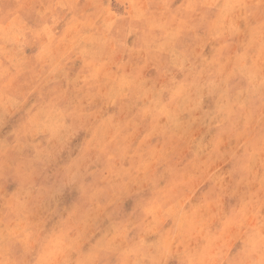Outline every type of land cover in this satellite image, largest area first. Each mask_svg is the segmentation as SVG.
<instances>
[{
    "label": "clouds",
    "instance_id": "obj_1",
    "mask_svg": "<svg viewBox=\"0 0 264 264\" xmlns=\"http://www.w3.org/2000/svg\"><path fill=\"white\" fill-rule=\"evenodd\" d=\"M0 264H264V0H0Z\"/></svg>",
    "mask_w": 264,
    "mask_h": 264
}]
</instances>
